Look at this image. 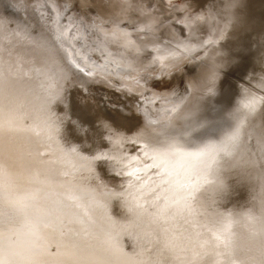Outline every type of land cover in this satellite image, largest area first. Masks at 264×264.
I'll list each match as a JSON object with an SVG mask.
<instances>
[{"label":"rangeland","instance_id":"obj_1","mask_svg":"<svg viewBox=\"0 0 264 264\" xmlns=\"http://www.w3.org/2000/svg\"><path fill=\"white\" fill-rule=\"evenodd\" d=\"M173 2L178 3L181 9L188 10L189 16L185 18L189 19L188 33L184 26L175 22L171 33L167 27L156 26V30H150L142 28L145 24H140V33L152 31L156 35V39L145 48L135 39L137 32L125 29L130 32V38L139 51L125 46L124 41L119 38L120 31L115 28L117 25L109 29L106 23L101 22L103 32L93 29L90 34L83 25L81 32H77L71 24L75 13L89 24L96 16L115 18L124 15L120 6L126 4L114 0H91L86 9L77 2L73 6L75 13L69 18H65L67 13L58 15L62 0H0V38L5 37L8 43L12 41L17 45L15 40L18 37L15 35L19 36L21 33L20 40L24 47L23 44L21 47L17 45V48L13 46V50H18V47L22 50L25 46L36 49L40 56L42 54L43 58L46 57L63 75L66 73L67 76L63 79H67L73 93L69 92L71 97L73 95L81 102L105 111L112 122V118L119 115L131 123L130 130L124 131L125 127L122 126L118 128L127 149L121 154V160L110 158L109 164L116 166L112 172L100 174L102 171L94 168L85 170L83 177L80 174L73 179L80 185V191H91L93 198H89L87 202L92 209L101 211L105 204L109 207L111 203H107V197L112 192L117 195L114 199L115 206L108 209L109 216L133 219L126 206L138 204L143 212L165 214L166 221L170 213L178 211L179 203L191 192L200 189L208 191L207 187L218 185L216 189L223 191L220 196L227 197L221 196L218 200L217 207L221 210L223 208L219 214L228 209L256 213L254 200L264 197V162L260 160L264 156L260 151L264 149V88L259 87L260 78L264 77V0ZM157 7L162 15L157 18L162 19V24L166 25L172 18V13L166 7V0H160ZM174 15L177 19L183 18L181 12ZM122 27L121 24L120 28ZM62 32H67L66 38L61 35ZM105 33H108L107 37ZM112 33H116V36H112ZM106 39H112L113 44L105 43ZM102 46L107 48V52L100 50ZM73 61L84 71H78L73 66ZM129 63L131 68L127 66ZM133 69L141 71L137 74ZM22 92L25 91H19L20 94ZM250 102L255 109L252 117L248 116L250 109L244 107ZM89 116L93 117L94 113ZM147 135L155 140H151L153 145L162 143L161 146L169 151L150 153L143 144L146 143L145 138L149 139ZM225 164L233 165H230L233 169ZM249 165L259 168L255 170ZM202 166L210 169L212 177L205 169L199 171ZM250 168L254 173L262 169L255 173L258 176L255 177ZM250 171L255 178L248 175L249 180L247 177L245 179L253 184L250 185L251 188L247 187L249 183L244 179L247 174H251ZM221 176L225 178L221 179ZM55 178L41 181V186L27 192L29 197L11 192L12 184L9 181L7 189L2 187L5 181L1 183L0 195L5 201L0 203L3 206L0 208L3 212L0 215V228L2 224H15L10 228V238L14 243L3 245L0 242V251L2 247H6L5 253L16 259V247L22 234L36 237V224L39 227H56L55 229L64 233L71 230L70 235H75L71 237L76 241L87 238L82 227L89 225L93 219L89 215L87 217L90 211L86 213L83 205L76 203V200H68L69 195L64 189L58 190L56 187L65 181L62 180L64 177ZM212 178L213 182L208 184ZM238 178L241 181L243 178L246 182H241ZM45 182L52 188L43 189ZM231 182L236 185L232 187ZM240 182L245 186L242 187ZM230 184L233 190L228 187ZM51 198L57 202H53ZM241 199L243 203L239 202ZM13 214L19 215L23 220L20 223L15 221ZM5 217L11 220L8 221ZM174 226L176 229L179 227L181 232ZM187 226L182 223L178 225L177 222L172 227L175 230L173 232L176 236L183 235L182 239L184 237L186 240L188 234L183 232H187ZM13 232L16 234L12 237Z\"/></svg>","mask_w":264,"mask_h":264},{"label":"bare ground","instance_id":"obj_2","mask_svg":"<svg viewBox=\"0 0 264 264\" xmlns=\"http://www.w3.org/2000/svg\"><path fill=\"white\" fill-rule=\"evenodd\" d=\"M19 34V36L15 35L18 37V40L15 41L21 47L23 44L20 40L22 36L21 33ZM7 40L5 37L0 38V67L7 64L12 71L8 86L6 88L0 87V185L4 181V177L7 176V181L12 184V187H10L11 192H17L20 195L29 197L27 192L41 186L43 183L41 181H44V179L50 180V178H55L54 176L57 179L58 177H64L62 180L65 181L61 184L59 183V186L56 185L58 190L63 188L69 195L68 200H76V203L83 205V208L87 210L86 213L90 211L87 217L89 215V218H93L89 225L82 227L87 238H80L77 241L72 238L75 235H70L71 230L64 233L59 229H55V224L57 223L53 224L55 228H50L47 225L41 227L37 226V224L34 225L36 227L34 235L42 238L48 245L47 251L40 256L42 264H236V260L231 256V247L236 236L234 229L251 231L255 234L257 220L264 217V197L254 200L255 205H258V209L256 208V213L254 212L253 214L247 211V213L234 211L230 206L232 211H228L229 209L223 211L225 212L222 214L225 217L223 226L215 229L213 228L215 220L217 216L221 215L218 213L221 210L218 208V200L222 198L221 196L224 197V195L220 196L223 191L216 189L218 185L216 187L215 185L214 187H207L208 191L207 189L206 191L200 189L191 192L184 201L179 203L178 211L170 213L166 221L164 220L167 218L165 214L162 215V213L158 212L149 213L144 211L136 219H126L123 216L118 219L109 216L108 209L111 206H115L114 199L117 195L112 192L108 197L106 195L108 200L106 202L111 203L109 207L105 204L101 211L92 209L87 202L93 198V195L90 194L91 191L86 190L85 192V189L80 191V185H77L73 179L80 174L82 175V173L84 174L85 170L88 171L94 168H99L102 171L100 174L112 172L116 166L109 164L110 158L121 160V154L124 153L127 146L118 128L122 126V128L125 127L124 131L130 130L131 123L119 115L114 116L112 122L105 111L95 109L94 106L81 102L80 99L73 95L71 97L67 79L65 81L63 79L66 73L63 75L58 68L45 59L46 57L43 58L42 54L40 56L36 49L33 50L25 46V49L22 48V50L24 49L27 52L20 50V47H18V50H13V46L17 48V45L12 43V41L8 43ZM22 47H24V44ZM4 75L3 69L0 68V80L4 78ZM20 90L25 92L20 94ZM75 94L77 95V93ZM41 95H44V97ZM90 113H94V116H89ZM151 137L149 135V139L145 138L144 141L146 143H143L150 150V153L161 154L162 151L165 153L169 151L168 148L161 146L162 143H160L161 145H153L155 140L150 139ZM97 157L100 159H96ZM130 159H133V157ZM125 160L128 161V158ZM260 160L264 162V156L260 157ZM230 165H226V167L229 166L233 169L231 167L233 165ZM253 165L249 166L255 169L256 166L254 167ZM237 167L236 165L235 168ZM258 168L259 166L256 169ZM204 169L210 173V169L203 166L199 171ZM258 171L255 173L257 174ZM252 173H254L253 170ZM252 173L247 174L244 179L247 177L249 180L250 177L248 175H252ZM255 173L254 176L256 177ZM222 176L221 179H224L225 177L222 178ZM254 176L252 179L255 178ZM43 177L45 178L43 179ZM241 179L242 181L239 179L241 182H246L245 180H247ZM60 180L58 181L60 182ZM38 182L40 185H38ZM224 182L221 181V183ZM241 182L242 187L245 186ZM248 183L247 187L253 185L250 181ZM231 184L227 186L231 188ZM240 184L238 183L237 185L239 186ZM49 185L46 183L43 189H46V187V190L52 188ZM234 185L236 184H232V187ZM237 188L235 189L238 190ZM222 189H224V186ZM232 190L230 191L232 192ZM227 194L229 195L230 192L228 193L227 191ZM227 194L225 195L227 196ZM1 195L0 203H4L5 200L3 199L5 198H2ZM53 202H57V200H53ZM59 202L58 204H61ZM239 202H242V199ZM1 205L0 208L3 207ZM62 205L64 204L62 203ZM233 208L235 209V207ZM55 212L59 213V211ZM2 214L3 212L0 210V215ZM14 216L15 221L19 223L23 220L19 215L15 214ZM55 217L58 216L56 215ZM5 218L8 221L11 220L8 217ZM137 220L140 221L137 222ZM177 222L178 225L180 223L188 225V229L186 227L187 232H183L185 230L182 231L188 234L186 240H184V237L182 239L183 235L176 236L173 232L175 231L173 228L176 226L173 227V225ZM14 224L15 222L1 225L0 240L2 241L0 242L3 245L14 243L10 238L12 233L10 228ZM60 224L62 225V223ZM15 234L13 232L12 237ZM26 236L27 234H22L21 239ZM5 250H7L6 247L1 248L0 264H6V262L7 264H14L16 259L6 254ZM80 257H88V259H80Z\"/></svg>","mask_w":264,"mask_h":264},{"label":"snow or ice","instance_id":"obj_3","mask_svg":"<svg viewBox=\"0 0 264 264\" xmlns=\"http://www.w3.org/2000/svg\"><path fill=\"white\" fill-rule=\"evenodd\" d=\"M77 2L82 8H85V9L91 4V0H62L61 11L60 13H58V15H64V13H67L68 15L65 18L71 17L72 14L75 13L73 12V6ZM159 3H160V0H132L131 5L126 4V5L120 6L121 11L122 13H124V15H121L115 18H113L112 16H109L107 18L96 16L95 19L92 18L91 24H89L88 21L85 20L82 16L75 13V19L71 21V24L72 26L75 27L77 32H81V25H83L85 29L89 30L90 34L93 29L97 30L98 32H103V29L101 28V22L106 23L109 29H111L113 25H118L120 28V25L122 24L123 27L120 28L121 30L130 28L133 31L137 32L135 39L139 40L144 45V47L147 48V45L149 43H152L153 40L156 39V35L152 31H146V32L140 33L138 31V28L140 24L148 25L149 21L159 16H162L160 13V9L157 7ZM150 4L152 6H149ZM166 7L172 13V18L171 20L167 22L166 25L162 24V19L159 20L157 27H162V26L167 27L168 29H170V33H171V29L173 28L172 24L173 22H175L176 24L184 26L188 33L189 19L187 20L185 19L186 17L189 16L188 10L186 8L181 9L179 4L174 3L173 0H166ZM129 8H131V12H129ZM49 9L51 10V4H49ZM176 12L183 13V18L177 19L174 15ZM61 35L66 38L67 32H62ZM112 36H116V33H112ZM145 37H147V39H145ZM119 38L121 40L123 38V35L121 32H120ZM105 43L113 44V40L106 39ZM100 50L102 52H107V48L103 46L101 47ZM72 64L78 71L80 72L84 71V69L80 68V65L76 64L75 61H73ZM0 68L3 69L4 74H5L4 78L0 80V87L6 88L8 84L10 83L12 71H11V68L7 64H4L3 67H0ZM89 75H91L90 71H89ZM259 87L264 88V77L260 78ZM244 107L250 109L248 113L249 117H252L255 114V109H254V105L252 104V102H250L249 104H246ZM262 139H264V137H262ZM96 159H100V158L97 157ZM80 259H88V257H80Z\"/></svg>","mask_w":264,"mask_h":264},{"label":"clouds","instance_id":"obj_4","mask_svg":"<svg viewBox=\"0 0 264 264\" xmlns=\"http://www.w3.org/2000/svg\"><path fill=\"white\" fill-rule=\"evenodd\" d=\"M114 2L130 4L131 0H114ZM158 23L159 19L154 18L148 23V25H144L142 28L146 27L150 30H156ZM115 28L122 33V40L124 41L126 47L136 48V50L139 51L135 43L131 40V34L129 31L121 30L118 25L115 26ZM105 35L107 36L108 33H105ZM127 66L129 68L132 67L130 63ZM133 71H136L137 74H139L141 69H133ZM208 174L211 175L212 173ZM4 181L5 182L2 187L7 189V176L4 177ZM212 182L213 178L208 182V184ZM126 207L133 219L139 218L142 215L143 208L139 207L138 204H131ZM224 221V215L221 214L217 216L213 228L222 227ZM234 231H236V236L233 239L231 256L236 260V264H264V217L257 220L255 234L251 231L241 229H234ZM47 248L48 245L42 238H22L16 247V260L14 261V264H42L40 256L47 251Z\"/></svg>","mask_w":264,"mask_h":264},{"label":"water","instance_id":"obj_5","mask_svg":"<svg viewBox=\"0 0 264 264\" xmlns=\"http://www.w3.org/2000/svg\"><path fill=\"white\" fill-rule=\"evenodd\" d=\"M218 87H219V86H218ZM260 151H261V153L263 154V152H264V149H261ZM222 202H223V201H222ZM256 206H258V205L256 204Z\"/></svg>","mask_w":264,"mask_h":264}]
</instances>
